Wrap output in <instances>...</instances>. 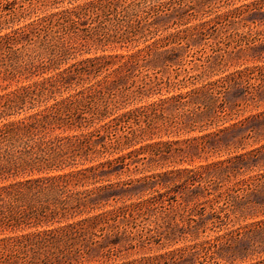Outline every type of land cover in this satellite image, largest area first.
Listing matches in <instances>:
<instances>
[{
	"label": "trees",
	"instance_id": "16d2710c",
	"mask_svg": "<svg viewBox=\"0 0 264 264\" xmlns=\"http://www.w3.org/2000/svg\"><path fill=\"white\" fill-rule=\"evenodd\" d=\"M147 3L148 0H93L1 35L0 89L4 83L21 81L33 71H48L73 55L105 52L128 33L137 34L145 27L146 17L140 19V15L151 17V11L144 8ZM8 6L9 0H0V19ZM9 16L15 19L16 14ZM3 23L9 22L0 20V31ZM181 34L166 38L165 44L148 45L127 59L95 55L46 81L0 95L1 122L47 104L57 94L74 91L35 114L0 125V182L12 180L0 185V234L37 230L0 239V264H110L122 251L146 255L147 251H160L181 241L194 242L185 250L157 254L143 263L182 264L187 256L201 258L222 247L230 250L247 236L264 234V221L249 228H235L241 216L234 214L244 210L241 202L248 191L259 190L260 182L255 184L254 177L239 180L238 184L246 187L243 196L221 189L216 195L213 190L220 186L221 177L231 180L243 176L244 165L255 163L254 167L264 168V145L246 151L249 139H255V144L260 141L255 125L261 126L264 112L200 137L163 141L164 137L189 134L203 127L198 123L207 114L212 115L208 125L232 117L236 104H230L226 94L233 88L254 94L251 100L260 107L262 83L243 81V73L118 115L101 127L105 136L98 138L96 132L63 135L89 130L121 110L122 102L161 91L164 79L147 72L156 70L155 56H164V68L173 66L175 62L170 57L183 48L184 42L179 41L188 38ZM176 43L178 47L160 51ZM181 60L183 57L176 66L181 65ZM204 75L208 76L197 74L190 79L199 82ZM125 79L132 80L131 87L119 84ZM167 83L175 87L176 82ZM130 88L136 90L130 94ZM244 102L248 99L244 98ZM120 125L123 134L118 135ZM138 145L142 146L136 148ZM125 150L129 152L124 156L79 168L106 154ZM223 153L233 155L203 167L177 166ZM153 166L165 171L139 179L138 185L144 187L146 195L130 204V198L119 194L118 186L103 184L108 174L145 173ZM65 169L71 171L63 172ZM54 171L63 173L51 175ZM42 174L46 176L35 177ZM223 199L230 203L235 219L222 206L214 208ZM208 207L211 211L207 212ZM61 223L66 224L38 231ZM208 231L214 233V239L198 243ZM97 247L101 248L100 257L92 258Z\"/></svg>",
	"mask_w": 264,
	"mask_h": 264
},
{
	"label": "rangeland",
	"instance_id": "374dc122",
	"mask_svg": "<svg viewBox=\"0 0 264 264\" xmlns=\"http://www.w3.org/2000/svg\"><path fill=\"white\" fill-rule=\"evenodd\" d=\"M93 0H9L10 6L8 10L3 12V18L1 22H9L6 25L3 23V28L0 31V36L12 32L13 30L23 28L31 23L37 22L41 18L48 17L52 14L61 13L65 10H74L85 3ZM182 4V5H181ZM154 6V8H153ZM146 11H151V17L149 14H141L140 19L146 17L148 21L144 23V29L140 30L137 34L128 33L123 41L115 45H111L107 51H98V53H85L82 55H73V57L62 61V63L47 70H37L33 73H28L21 81L6 82L0 89V95H6L17 91L23 86H33L37 83H41L57 75L62 70L69 68L75 63H80L88 58L97 56L117 55L118 57L124 56L125 59L138 53L140 50L145 49L148 45L159 43L165 44V39L169 37V40L177 33L181 35H187L188 38L182 39L184 42L183 48L177 51V55L170 57V60L175 62L172 67L164 68L163 61L164 56H155L153 68L148 71L150 76L164 79V84L161 87V91L143 96L141 98L133 97L129 101L121 103V110L112 116L107 117L104 121L97 124L95 127L85 131L68 132L63 134L67 135H81L96 132V135L105 136L106 132L102 126L110 123L116 116L122 115L128 111L134 110L139 107L147 106L160 100L171 98L178 94H186L193 88L200 87L204 84L219 80L232 75L243 73L245 80H249L250 84L262 83V87L259 88V100L260 107L255 106V102L251 100L253 95L250 93H244L243 90H237L233 88L226 94V100L230 104H236L234 114L232 117H228L226 121H217L212 125H208L207 120L211 119L212 115L207 114L201 118V122L196 131L189 134L171 135L170 137H164L166 140H185L200 137L212 132H216L224 127L231 126L240 120H243L249 116L264 112V0H148ZM152 8V10H151ZM164 10V11H162ZM15 13V19L9 16V14ZM158 16V17H155ZM156 18V19H155ZM156 25V26H154ZM135 32V30H133ZM129 38V39H128ZM128 39V41H127ZM185 40V41H184ZM178 43V42H177ZM170 44L169 46L160 49L164 51L166 49L171 50L173 47H178L179 43ZM112 46H115L113 49ZM183 57L181 65L178 64L179 59ZM184 64V65H183ZM181 69H178L180 68ZM186 70V71H185ZM208 74L203 77L199 82L190 79L191 76L197 74ZM143 75H141L142 78ZM101 80V78H98ZM135 80H139L135 78ZM94 79L91 82H95ZM168 81L176 82L175 87L167 83ZM191 82L196 83L192 85ZM120 85H127L131 87L132 80H121ZM246 83H244V86ZM87 85V84H86ZM136 90V88H130L129 93ZM74 91L64 93L62 95L57 94L49 103H42L38 105L36 109L29 110L21 115L14 116L9 120H3L0 125L8 123L10 121H18L30 114H35L37 111H41L47 106H50L56 101H60L66 98ZM120 94V92H118ZM244 98L248 99V102H244ZM264 126V121L261 123ZM259 124L255 125L257 137L260 139L258 144L254 143L255 139H249L246 146V151L252 150L264 145V129ZM59 132H56L58 134ZM118 135L123 134L122 126L117 127ZM230 140L231 139H227ZM144 145V144H142ZM142 145L136 146V148ZM129 150L122 151L116 154H106L102 158L96 159L93 163L86 162L84 166L79 168L97 165L107 160H113L119 156H124ZM242 152H245L242 151ZM195 153V152H194ZM233 154L223 153L220 156L211 157L206 159H196L193 163H186L184 165H177L179 168L188 167H203L210 163H214L218 160H225ZM141 155L140 157H144ZM255 163L250 165H244L245 174L238 178H232L228 180L226 177H221V183L219 187H213L214 193L217 195L221 190H229L231 194L243 196L246 192H243L245 185L238 184L239 180L244 177H254L255 184L260 182L262 186L258 191H248L247 197L241 202L240 208L243 211L237 210L236 216H241L240 220L236 223L235 228L238 227H251L253 224L264 221V168L259 169L254 167ZM252 167V170L249 168ZM171 168V167H170ZM150 172L145 173H132V172H119L115 175H106V180L103 184H115L120 188L119 194L124 195L126 198H130L127 204L136 201L137 198L142 195L144 187L138 185V180L153 174L164 172L165 169H161L158 166H153ZM167 170V169H166ZM70 169H65L63 172H69ZM63 172H51V175L63 173ZM263 175V176H261ZM46 176V174L36 175ZM21 178H17L20 180ZM0 182V185H7L11 183ZM231 181V182H230ZM229 188V189H228ZM111 205H116L115 202H111ZM121 205V202L118 203ZM117 205V206H118ZM225 208L227 213L234 218L231 214L230 203L223 199L220 203H216L214 208ZM242 206V207H241ZM112 209L107 207V210ZM211 211L208 207L207 212ZM66 223L55 224L50 228H40L38 231L45 229L57 228L64 226ZM37 232L36 229H26L24 231L8 232L0 234V239L7 237H17L26 234H32ZM198 243L205 240L214 239V233L208 231L204 234ZM106 245V242L104 243ZM194 245L191 241H181L175 243L169 248H164L160 251L153 250L147 251V254L122 251L119 253V257L112 260L110 264H143L144 259H148L157 254H165L170 251L185 250L189 246ZM101 254V248L97 247L92 251V258H99ZM146 257V258H144ZM99 264V263H92ZM104 264V263H103ZM107 264V263H106ZM182 264H264V234H256L254 236H247L243 238L239 244L232 249L228 250L225 247L218 248L213 254V250L208 255L203 257L194 258L187 256V259Z\"/></svg>",
	"mask_w": 264,
	"mask_h": 264
}]
</instances>
